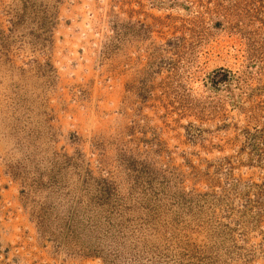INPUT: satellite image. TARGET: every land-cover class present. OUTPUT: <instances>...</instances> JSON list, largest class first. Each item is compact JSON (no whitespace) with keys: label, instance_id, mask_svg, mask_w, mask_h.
Wrapping results in <instances>:
<instances>
[{"label":"rangeland","instance_id":"1","mask_svg":"<svg viewBox=\"0 0 264 264\" xmlns=\"http://www.w3.org/2000/svg\"><path fill=\"white\" fill-rule=\"evenodd\" d=\"M0 264H264V0H0Z\"/></svg>","mask_w":264,"mask_h":264}]
</instances>
